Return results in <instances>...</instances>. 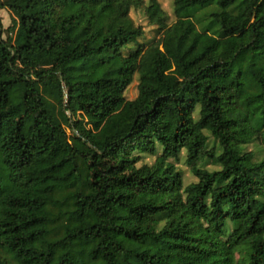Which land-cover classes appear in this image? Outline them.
Returning <instances> with one entry per match:
<instances>
[{
	"label": "trees",
	"instance_id": "1",
	"mask_svg": "<svg viewBox=\"0 0 264 264\" xmlns=\"http://www.w3.org/2000/svg\"><path fill=\"white\" fill-rule=\"evenodd\" d=\"M171 6L0 0V264H264V0Z\"/></svg>",
	"mask_w": 264,
	"mask_h": 264
},
{
	"label": "rangeland",
	"instance_id": "2",
	"mask_svg": "<svg viewBox=\"0 0 264 264\" xmlns=\"http://www.w3.org/2000/svg\"><path fill=\"white\" fill-rule=\"evenodd\" d=\"M146 2V0H143ZM160 8L163 10V12L167 16V22L173 21V15H172V6H171V0H157ZM129 16L132 19L133 23L135 25H139L143 29V35L139 38V41L145 42L150 40L154 36L153 26H150L143 15V13L140 10L130 9ZM10 13L5 8H0V22L3 29H5L10 24ZM12 32H6L5 30L2 33V38L11 37ZM135 95V76H133L132 82L128 85V87L124 91V96L127 99L133 98ZM51 102L55 103L53 100ZM56 106V105H55ZM53 113L56 114L57 119L61 123V125L64 127L67 133L71 132V126L70 122L66 121L63 115L60 114L58 111V105L53 110ZM66 116L70 118V114L66 112ZM196 116V114L194 115ZM77 117H75L76 119ZM84 118V116H83ZM71 121V118H70ZM244 151H251L254 154L255 159H261L263 157V152L261 150L260 145L257 142H251L243 147ZM153 156H144L137 164L141 163H147L150 164L153 161ZM184 154L182 153L179 157V160L177 163H175L176 168H178L181 171L182 176V184L185 185L188 182L194 181L195 179L190 174L188 168L183 163ZM205 167L207 169H214L215 166H212L210 164H206Z\"/></svg>",
	"mask_w": 264,
	"mask_h": 264
}]
</instances>
